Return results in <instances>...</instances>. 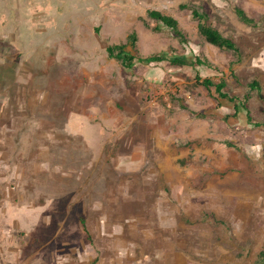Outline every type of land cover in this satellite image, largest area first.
<instances>
[{"label": "rangeland", "instance_id": "374dc122", "mask_svg": "<svg viewBox=\"0 0 264 264\" xmlns=\"http://www.w3.org/2000/svg\"><path fill=\"white\" fill-rule=\"evenodd\" d=\"M159 54L205 65L139 62ZM0 86V112L32 114L14 160L38 181L22 214L5 201L0 264L263 263L264 0H0Z\"/></svg>", "mask_w": 264, "mask_h": 264}, {"label": "trees", "instance_id": "16d2710c", "mask_svg": "<svg viewBox=\"0 0 264 264\" xmlns=\"http://www.w3.org/2000/svg\"><path fill=\"white\" fill-rule=\"evenodd\" d=\"M192 13L194 15V17L199 18V20H204V16L200 15L196 10H192ZM147 16L163 25L164 27L177 32L178 33V28H177V21L174 20L173 18L163 15L162 13L158 12V11H148L147 12ZM201 35L206 39V41L218 48L221 49H227V50H231L234 51L235 53H239L238 47L234 44V42L230 39L225 38L224 36H222L216 29L205 25L204 23H202V25L200 26L199 29ZM129 40H131L132 44L135 43L136 38L133 36L131 37ZM107 54L109 56V58L112 59H116L121 61V63H123L124 65L130 66L133 58L128 57L125 53V46L124 45H115V46H111L108 47L106 49ZM139 62L141 63H145V64H151V63H162V62H167L170 63L173 66H177V67H195V66H203L205 65L202 61H200L198 58L196 57H192V58H187V57H169L165 54H159V55H153L144 59H139ZM199 76L196 75L195 77V81L199 82V84L205 88L207 91H210L211 89H214L215 93L218 95L219 99L221 100H227L230 103H232L234 105L233 110H234V115H236V117H242V112H245V116L246 119L248 121H251L250 116L248 115V110L244 104L243 100H246L248 98V96L246 95L245 98L243 99H238L236 97H231L230 95H228L226 92H224V88H225V82L221 81L219 83H214V81L211 78H206L201 80ZM249 87L251 89H255L257 91H259V84L257 82H252L250 83ZM259 98L260 100L264 99L263 97L260 95L259 92ZM258 126L263 127L264 130V123L263 124H255ZM259 261H263L262 264H264V252L259 254Z\"/></svg>", "mask_w": 264, "mask_h": 264}, {"label": "crops", "instance_id": "0c3cea01", "mask_svg": "<svg viewBox=\"0 0 264 264\" xmlns=\"http://www.w3.org/2000/svg\"><path fill=\"white\" fill-rule=\"evenodd\" d=\"M30 115L32 116V114ZM30 115L26 113L19 114L14 111L0 112V219H2V216L13 214L12 209L6 207L5 201L7 200L11 201L10 206H13L14 214H17V216L22 214V211L19 213V204L23 198L19 194L24 190L20 186L22 184L24 187L25 184L28 188L31 184L38 182L25 180V175L21 172L18 162L14 160L18 149V140L15 137L19 133L23 136L25 122L30 119ZM49 166L50 164L47 162L45 168ZM29 175H32V172ZM19 177L22 181H14ZM36 213H39L40 217L43 218L41 211H36Z\"/></svg>", "mask_w": 264, "mask_h": 264}]
</instances>
